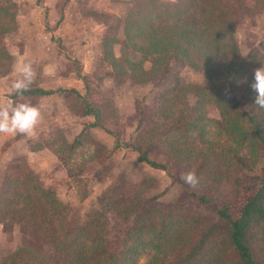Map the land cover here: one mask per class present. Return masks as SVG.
Listing matches in <instances>:
<instances>
[{
	"label": "trees",
	"instance_id": "1",
	"mask_svg": "<svg viewBox=\"0 0 264 264\" xmlns=\"http://www.w3.org/2000/svg\"><path fill=\"white\" fill-rule=\"evenodd\" d=\"M128 2L130 7L114 26L113 37L120 32L116 53L112 37L104 35L98 42L97 63L108 66L99 76L154 86L157 123L136 127L134 141L124 146L150 167L164 168L147 156L152 149L188 172L195 171V187L175 179L210 213L185 209L183 202L160 209L145 198L121 208L108 197L118 194L117 185L81 209L61 200L26 166L18 167L0 183V223L20 225L36 246L26 240L0 264H264V245L258 243L264 240V167L245 181L264 149V109L254 105L256 93L250 87L253 70L264 64V53L249 47L243 55L233 38L244 16L264 11V0ZM15 13L13 1L0 0V75L11 64L3 38L14 26ZM173 64L202 71V82L162 85ZM76 74L83 93L71 87L15 92L57 93L73 117L89 118L70 140L61 138L68 151L79 146L92 127L111 133L102 125L106 98L89 100L90 77ZM190 94L193 103L188 102ZM209 109L217 118L208 116ZM143 142L146 147L140 151ZM50 150L61 164L67 163L57 149ZM221 182L228 185L226 193L217 189ZM125 208V216L136 213L135 218L113 245L107 238L106 213L116 209L122 214Z\"/></svg>",
	"mask_w": 264,
	"mask_h": 264
},
{
	"label": "rangeland",
	"instance_id": "2",
	"mask_svg": "<svg viewBox=\"0 0 264 264\" xmlns=\"http://www.w3.org/2000/svg\"><path fill=\"white\" fill-rule=\"evenodd\" d=\"M121 4L122 10H118L119 13L114 18L112 16L109 17L104 12H99V10L93 12V17H90V20L92 19V22L96 21L95 23L98 26V22H102L101 31L97 30L96 32L97 45L85 50L86 53H84L83 49H79L80 53L85 54L86 60L90 58L88 60L90 65H85L86 67L90 66V72H82L83 63L81 60L69 59V55L65 53V51L69 53V49L64 46L59 48L67 55L68 60L65 65L68 71L74 74L79 72L89 75L88 85L92 87V90L88 92L89 100L101 101L103 100L101 99L102 96L106 98L102 125L112 134L92 127L86 130L79 146L74 147L70 151L64 149L61 138L70 140L89 118L73 117L67 108L65 115H67V118L73 117L74 122L68 119L64 121L63 119L65 118L59 117L58 109L63 111L62 107L65 104L67 107V101L64 99L58 100L57 98L56 102L53 97L47 98L39 104L42 107L40 110L41 121L35 129V133L28 135L29 137L25 134L15 135L14 144L17 150L9 145V140H0V156L2 157L0 158V183L8 172H14L18 167L23 169V166H26V169H29L40 178L44 186L54 189L61 200L81 209L87 208L93 203L101 195L102 191L110 186L117 185L118 194H111V197L109 195L108 197L110 201L117 203L121 208L138 201L140 198H145L148 204L155 205L160 209H165L175 202H183L185 209L188 207L193 212L210 213L207 207L189 197L179 182L176 181L175 178L181 179L182 174L187 173L188 169L171 160L163 159L160 154H157L152 149L148 150L147 156L149 159L162 163L164 168L150 167L144 162L137 161L135 158L136 153L124 146V144L134 141L136 127L149 128L150 125L157 123L153 114V104L157 97V92L149 82L132 84L127 80H115L110 77L99 76V74L107 70L108 66L105 63H97L100 53L98 42L104 35L112 37V41L116 42L114 46V52L116 53L120 32H117L116 36L114 35L113 37L116 30L114 26L130 7L129 2ZM83 15H85L84 11ZM233 38L238 50L243 55L249 47L257 48L264 53V11L244 16L233 31ZM5 39L4 36V42ZM51 39L62 40L58 36ZM171 70L168 76L162 78V85L169 86L173 81L183 85L188 83L200 84L202 82L203 73L200 70L177 66V64H173ZM104 78L105 80L109 78V83L103 81ZM78 89L80 93H83V85H80ZM194 99L192 94L188 95L189 103H193ZM19 103L37 105L35 100L17 101V104ZM207 114L211 118H217V114L213 109H209ZM58 117L60 119L56 121ZM46 119L48 120L47 128L44 127ZM208 131L211 134L212 129L210 128ZM58 135L61 137H58ZM113 135L117 137L118 143L114 142ZM27 138H30L25 144L28 150L42 147L55 148L59 151L58 154L60 153L66 158L67 163L61 164L57 153L53 151L56 157L54 162L46 161L48 164L46 168L39 166V164L37 165L33 158L25 157L26 154L24 152H18L22 148L23 143L27 141ZM139 139L141 142L142 136ZM144 143L140 144V151L145 149L146 145ZM263 167L264 149L258 155L253 168L247 172L245 181H249V176L260 173ZM217 189L226 193L228 185L221 182L220 187L218 186ZM123 210L122 214L116 213V209L106 213L109 220L107 238L113 245H117L120 242L123 234L135 218L136 213L126 217L128 210L127 208ZM31 239L20 225L16 223H0V260L26 240L30 241L35 247V241ZM258 243L264 245V240L258 241ZM143 259L141 257L137 262L139 263Z\"/></svg>",
	"mask_w": 264,
	"mask_h": 264
},
{
	"label": "crops",
	"instance_id": "3",
	"mask_svg": "<svg viewBox=\"0 0 264 264\" xmlns=\"http://www.w3.org/2000/svg\"><path fill=\"white\" fill-rule=\"evenodd\" d=\"M16 4L15 23L9 33L5 35L4 46L11 56L9 70L0 75V105H15L17 101L35 100L36 107L41 110L39 104L47 98H52L57 102L63 100L57 93L43 94L33 96L30 94H18L10 92L11 85L22 75L18 72V66L21 64L30 65L32 69L31 83L27 89L38 88L41 90H53L55 88H74L79 92L78 87L82 86V81L77 74L68 71L65 62L75 58L81 60L82 72H90L88 65L90 58L86 60L85 54L80 50H89L97 45V30L102 29V22H92L93 12L99 10L109 17H116L122 10L121 3L129 0H10ZM83 11L85 15H83ZM84 16V17H83ZM58 36L62 40H52ZM78 37V38H77ZM77 38V39H76ZM69 49V53L64 54L59 48ZM85 48V49H84ZM73 49V50H72ZM90 57V54H89ZM70 59V60H71ZM90 65V64H89ZM103 81L109 83L110 79ZM105 82V83H106ZM80 93V92H79ZM65 100V99H64ZM59 110V117H63L74 122V118H67L66 104ZM64 112V114H63ZM56 118V121L60 118ZM73 118V119H72ZM44 127L47 128L48 120ZM73 124V123H70ZM28 136V135H27ZM29 137V136H28ZM23 141L22 148L18 152H24L25 157L34 159L35 163L41 167H47L46 161L54 162L55 154L48 148L42 147L34 150H28L25 144L29 141ZM0 140H9L13 148L17 150L15 136L0 134ZM0 158H2L0 156Z\"/></svg>",
	"mask_w": 264,
	"mask_h": 264
},
{
	"label": "clouds",
	"instance_id": "4",
	"mask_svg": "<svg viewBox=\"0 0 264 264\" xmlns=\"http://www.w3.org/2000/svg\"><path fill=\"white\" fill-rule=\"evenodd\" d=\"M18 72L21 73L22 79L16 80L9 89L10 92L25 91L31 83L33 76L30 65L21 64L18 66ZM254 82L250 85L256 93L254 105L264 109V64L253 70ZM41 121L40 110L27 103L15 105H0V134L15 136L17 134L33 135L35 129ZM181 179L191 187L198 184V178L195 171H189L182 174Z\"/></svg>",
	"mask_w": 264,
	"mask_h": 264
}]
</instances>
